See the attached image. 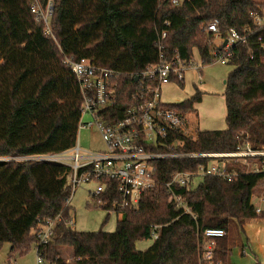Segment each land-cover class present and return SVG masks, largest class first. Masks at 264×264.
<instances>
[{
    "label": "trees",
    "instance_id": "trees-1",
    "mask_svg": "<svg viewBox=\"0 0 264 264\" xmlns=\"http://www.w3.org/2000/svg\"><path fill=\"white\" fill-rule=\"evenodd\" d=\"M48 2L53 4V38L31 12L34 3L45 7ZM263 10L264 0H183L178 5L170 0H0V248L7 242L9 255L26 254L36 246L33 231L39 221L60 216L51 239L40 247L47 263L204 264L203 232L215 227L225 231L216 258L235 264L230 226L235 221L243 231L245 220L264 219V208L256 212L252 203L254 196L264 201V173L206 175L194 188L174 186L189 209L184 212L165 182L174 172L192 170L206 160H160L155 175L162 181L143 193L136 209L116 211L122 217L113 232H84L70 224V168L25 158L58 154L76 143L82 97L66 56L115 72L119 118L126 107L150 99L156 81L140 73L160 59L178 56L189 64L195 49L201 65L215 62L214 33L208 29L215 20L221 35L243 28L249 34V42L234 46L227 62L233 70L224 81L226 127L199 130L195 137L176 130L174 137L182 139L180 149L188 152L232 151L245 140L264 144V25L254 26L251 17ZM176 84L183 86V79ZM200 99L196 90L169 106L193 112ZM155 224L163 225L158 238L137 249V241L151 239ZM63 247L71 250L70 261L63 257Z\"/></svg>",
    "mask_w": 264,
    "mask_h": 264
},
{
    "label": "built area",
    "instance_id": "built-area-1",
    "mask_svg": "<svg viewBox=\"0 0 264 264\" xmlns=\"http://www.w3.org/2000/svg\"><path fill=\"white\" fill-rule=\"evenodd\" d=\"M178 5L183 0H170ZM31 12L37 23L41 24L47 36L53 33L50 20L53 14V4L48 2L45 7L34 3ZM256 27L264 25V10L262 13L251 14ZM217 20L208 25L214 33L213 44L217 48L213 51L215 62L227 64L237 44H247L248 29L241 31L229 30L226 35H221L218 30ZM166 24H168L166 22ZM166 32L161 33L163 39ZM215 40V41H214ZM264 48V43L261 45ZM161 48V44L159 45ZM67 65L77 79L82 102L78 120L80 129H97L104 142V148L98 151L82 149L77 138L75 145L61 153L30 156L25 159H42L55 161L68 166L71 194L66 203L70 204L72 193L76 187L95 183V189L90 192L93 205L111 211L123 209H136L139 206L143 193L156 186L162 180L156 177V162L165 159L201 158L192 170H178L165 182L174 202L184 212H189L182 196L174 191V186L186 189L192 187L195 178L203 176H219L231 178L239 173H264V144L253 145L249 140L238 144L232 151L227 152H188L180 148L183 141L174 137L176 130L184 135L189 134L186 128V114L169 103L161 100V86L169 82L183 79L187 68L195 66L194 62L187 64L178 56L171 60L160 59L140 74L156 81V86L151 90V97L139 105H131L121 111V117L116 118L117 84L113 82V70L96 67L88 59L74 60L65 57ZM200 69V66L197 68ZM89 119L86 120L85 118ZM239 165L238 171L235 166ZM231 167V169L229 168ZM201 181V180H200ZM263 200V199H262ZM256 207V212L260 207ZM61 220L55 219L39 221L33 234L37 238L35 246L36 264L47 263L42 255L41 246L49 242L56 224ZM73 220L70 224L72 225ZM163 225H152L151 240L158 238V232ZM225 235L222 228L209 227L203 232L200 245L201 259L204 264H222L215 256L217 241ZM244 253V251H243Z\"/></svg>",
    "mask_w": 264,
    "mask_h": 264
},
{
    "label": "rangeland",
    "instance_id": "rangeland-1",
    "mask_svg": "<svg viewBox=\"0 0 264 264\" xmlns=\"http://www.w3.org/2000/svg\"><path fill=\"white\" fill-rule=\"evenodd\" d=\"M215 41V40H214ZM194 65L185 70L183 75V86L176 83H167L161 86V100L166 103H180L189 99L196 90L201 93V99L194 104V112L186 115L190 125L197 131L224 129L225 103H224V81L233 70V66L213 62L201 65L197 50H193ZM200 66V69H197ZM196 118L193 121V118ZM86 120L89 118L86 117ZM80 147L90 151H98L104 148V142L97 129H80L77 133ZM200 177L195 178L192 187L200 182ZM95 189V183L89 182L76 187L72 193L70 205L72 210V227L76 231L93 232L102 230L113 232L116 222L122 217L121 213L111 211L103 207L93 205L90 192ZM252 203L264 208L261 196H254ZM229 236L231 248L230 258L235 264H264V219L252 218L245 220L243 231L236 222H232ZM152 240H140L136 242V248L144 250L151 244ZM9 243H4L0 248V264H36L35 246L24 255L14 253L9 255ZM244 249L245 254H241ZM63 257L66 261L71 260V250L62 248Z\"/></svg>",
    "mask_w": 264,
    "mask_h": 264
},
{
    "label": "crops",
    "instance_id": "crops-1",
    "mask_svg": "<svg viewBox=\"0 0 264 264\" xmlns=\"http://www.w3.org/2000/svg\"><path fill=\"white\" fill-rule=\"evenodd\" d=\"M169 83H176V82H169ZM194 112V111H193ZM190 113H192V112H190ZM189 114V113H188ZM187 115V114H186ZM196 118L194 117L193 118V121L195 120ZM186 128H187V132H189V134H197L196 133V128H194V127H192L191 125H190V123H189V121L188 120H186ZM198 132V131H197ZM243 250L244 249H242L241 250V252H239V253H241V254H245V253H243ZM231 259V258H230Z\"/></svg>",
    "mask_w": 264,
    "mask_h": 264
},
{
    "label": "water",
    "instance_id": "water-1",
    "mask_svg": "<svg viewBox=\"0 0 264 264\" xmlns=\"http://www.w3.org/2000/svg\"><path fill=\"white\" fill-rule=\"evenodd\" d=\"M136 80L138 79V76H136V78H135Z\"/></svg>",
    "mask_w": 264,
    "mask_h": 264
}]
</instances>
